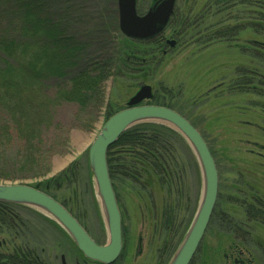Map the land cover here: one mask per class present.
<instances>
[{"label": "rangeland", "instance_id": "rangeland-1", "mask_svg": "<svg viewBox=\"0 0 264 264\" xmlns=\"http://www.w3.org/2000/svg\"><path fill=\"white\" fill-rule=\"evenodd\" d=\"M153 1L137 0L141 15ZM243 1L223 6L213 4V0H175L173 16L182 26L173 33L166 27L159 36L160 46H154L147 42L158 36L149 41L128 39L141 42L130 44L118 25L111 27L114 15L118 21L116 0H53L50 6L65 18L64 31L83 50V61L70 75L81 71L87 60L110 64L111 75L103 83L101 107L94 114L80 116L75 105L60 97L66 87L64 79L43 82L39 98L52 100L53 123L63 127L45 166L47 173L37 178L18 176L15 181L0 184L33 187L48 182L47 195L66 207L95 242L105 245V217L89 172L88 149L107 119L125 109L141 86H149L152 98L141 105L169 106L186 119L212 152L218 173L216 204L190 263L233 264V259H240L248 264H264V223L248 221L244 214L247 190L250 199L256 194L264 200V169L260 168L264 166V36L251 29L253 22H262L258 15L264 13V4L263 0H248L247 4ZM226 27L239 29L233 33L235 37L212 38ZM127 47L148 56L134 62L131 73L114 70L113 60ZM141 66L145 71H140ZM106 109L112 113L106 115ZM149 124L164 127L158 123L139 125ZM181 138H165L163 142L169 153L156 169L163 168L161 173L166 170L163 175L167 179L168 171L174 172L172 187L155 183L151 202L145 196L136 197L140 188L135 183L117 179V206L126 239L117 264H167L186 235L200 203L202 177L194 153ZM263 203L260 207L264 210ZM11 211L25 224L26 246L38 251L44 248L49 259L57 252L58 260L64 255L65 262L72 264L67 260L70 238L51 218L26 206H14ZM171 213L172 218H166ZM221 215L223 222L218 223L215 218ZM18 238L11 245L12 228L1 224L0 254L18 246Z\"/></svg>", "mask_w": 264, "mask_h": 264}, {"label": "trees", "instance_id": "trees-1", "mask_svg": "<svg viewBox=\"0 0 264 264\" xmlns=\"http://www.w3.org/2000/svg\"><path fill=\"white\" fill-rule=\"evenodd\" d=\"M213 1V4L227 6L235 0ZM243 2L247 4L248 0ZM52 4L53 0H0V181L3 182L15 181L18 176L22 177L20 179L44 177L47 173L45 166L53 156L57 133L63 127L53 123L52 100L39 98L43 82L64 79L66 87L60 97L75 105L77 116H80L89 112L94 114L101 107L103 83L111 75L110 64L92 60H87L76 75H70L83 61V50L76 47L72 37L64 31L62 25L65 18L54 12ZM258 16L263 26L262 22H253L251 29L263 37L264 13ZM111 23V27L116 28V15ZM181 26L182 22H178L174 14L167 27L173 33ZM238 30L237 27H226L213 34L212 38L235 37L233 33ZM159 41L158 37L147 43L160 46ZM137 54L129 47L122 49L119 57L112 62L113 69L131 73L134 62H141L148 56L143 52ZM144 67L141 66L140 71H145ZM109 112L106 109V115ZM171 137L180 136L165 126L149 124L131 128L118 138L107 153V167L116 199L117 179L135 183L140 188L139 194L135 193L136 197L145 196L150 202L155 183L160 186L167 183L168 189L172 187L171 173L174 175V172L168 171L167 179L163 175L166 170L161 173L163 168L156 169L162 164L165 153H169L163 142ZM33 187L49 194L48 182H40ZM14 206L17 205L0 203V225L14 228L13 220L9 219L14 218L10 215ZM257 215L263 216L261 212ZM166 218H172V213ZM261 220L264 221V218ZM0 264H22L18 251L0 254Z\"/></svg>", "mask_w": 264, "mask_h": 264}, {"label": "water", "instance_id": "water-1", "mask_svg": "<svg viewBox=\"0 0 264 264\" xmlns=\"http://www.w3.org/2000/svg\"><path fill=\"white\" fill-rule=\"evenodd\" d=\"M118 29L127 39L149 41L159 36L173 15L175 0L153 1L142 15L137 0H116ZM170 46L174 42H168ZM152 98L149 86H141L126 103V108L107 119L88 149V168L96 186L105 217L108 241L97 245L57 201L27 185L0 184V203L26 206L51 218L71 239L81 255L91 262L113 264L122 250L121 216L107 168V152L128 129L143 123H158L178 133L189 145L202 177V195L195 217L183 240L167 264H190L212 216L218 195V173L210 151L193 126L171 109L141 105Z\"/></svg>", "mask_w": 264, "mask_h": 264}, {"label": "flooded vegetation", "instance_id": "flooded-vegetation-1", "mask_svg": "<svg viewBox=\"0 0 264 264\" xmlns=\"http://www.w3.org/2000/svg\"><path fill=\"white\" fill-rule=\"evenodd\" d=\"M156 1H160V0H156ZM137 14L138 15H141L138 12H137ZM259 157H261V156L259 155ZM260 168L261 169L262 168L264 169V166H262ZM245 186H246V184H244V187ZM255 191H257V190H255ZM250 195H251L250 194V190H247V195H245V196L248 199H247V203L244 204L246 206V208L244 210L245 218H247L248 221H256V220L260 221L261 218H264V210L260 207L262 205L261 202L264 201V200L261 199V198H258V196L256 194H252L251 199H250L249 198ZM250 200H252L253 205L250 204ZM248 201H249V203H248ZM116 202H117V205L119 206L118 199H116ZM118 209H119V207H118ZM260 212L263 215L262 217H259L257 215ZM12 213L10 215L11 216H15V215H12ZM221 217H222V215L221 216H218V218H215L218 221V223L223 222V218H221ZM9 219H12L13 220V224H14V226H13L14 228L12 229L13 242L11 243V245H13V244L16 243V237H19L17 240L20 242V244L18 246H15V247L12 246V248L10 249V251L11 252L12 251H16V250L18 251L19 259L22 262V264H57V262H58V264H67L65 262V256L64 255H60L59 260H58V256H57V254H56L57 252H56L49 259L48 257H46V253L47 252H46V250L44 248H40L39 251H38L36 248H32V247L26 246L25 245V242L23 240V234H24V230H25L24 229L25 228L24 222H22L20 220V218H9ZM121 221H122V218H121ZM263 223H264V221H263ZM88 236H89V234H88ZM121 239H122V250H121L120 256L118 257V259L113 264H117V261L120 260V258L122 256L123 250L126 248V239H125V235L123 233L122 224H121ZM69 241L72 244L71 247H69L68 249L66 248L69 251V253H70L69 258L67 259L69 262H71L72 264H99V263H95V262H91L89 260H86L81 255V253L76 249V247L73 245V242H71L70 239H69ZM95 243L97 245H99L97 242H95ZM139 246L140 245L138 244V246L136 247L137 248L136 249L137 252L140 251V247ZM55 250H56V248H55ZM233 264H248V263L243 262L240 259H233Z\"/></svg>", "mask_w": 264, "mask_h": 264}]
</instances>
